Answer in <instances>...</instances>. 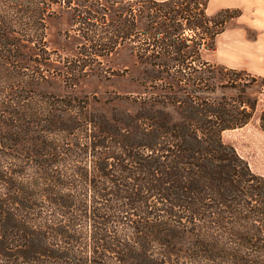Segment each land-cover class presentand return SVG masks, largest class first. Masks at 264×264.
I'll use <instances>...</instances> for the list:
<instances>
[{"label": "trees", "instance_id": "obj_1", "mask_svg": "<svg viewBox=\"0 0 264 264\" xmlns=\"http://www.w3.org/2000/svg\"><path fill=\"white\" fill-rule=\"evenodd\" d=\"M207 9L0 0V264H264V177L222 140L253 117L257 77L203 57L240 15ZM62 12L77 44L54 57L45 31ZM120 45L140 68L130 108L46 89ZM258 119L264 132V106Z\"/></svg>", "mask_w": 264, "mask_h": 264}, {"label": "rangeland", "instance_id": "obj_2", "mask_svg": "<svg viewBox=\"0 0 264 264\" xmlns=\"http://www.w3.org/2000/svg\"><path fill=\"white\" fill-rule=\"evenodd\" d=\"M226 8L239 10L240 15L226 23L223 31L216 35L213 49L204 51L203 57L215 66L243 70L257 77L246 90L250 97L257 99L253 117L241 127L223 131L222 140L235 148L254 173L264 177V132L258 119L264 106V0H208L209 14ZM68 30L67 13L48 19L45 41L54 57L55 53L62 56L74 53L77 41L66 36L65 32L74 34ZM134 62L128 46L120 45L116 52L101 60L96 73L81 79L73 88L64 87L58 78H54L46 89L53 94L70 93L84 98L89 101L90 108L100 107L108 100L112 102L105 109L111 106L130 108L119 98L133 97L143 91L134 80L140 72ZM224 93L233 95L236 91L224 90Z\"/></svg>", "mask_w": 264, "mask_h": 264}]
</instances>
